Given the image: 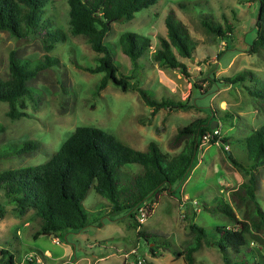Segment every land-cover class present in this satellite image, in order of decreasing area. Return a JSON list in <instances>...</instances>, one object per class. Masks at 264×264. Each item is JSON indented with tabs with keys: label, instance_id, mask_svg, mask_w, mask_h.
I'll return each mask as SVG.
<instances>
[{
	"label": "rangeland",
	"instance_id": "1",
	"mask_svg": "<svg viewBox=\"0 0 264 264\" xmlns=\"http://www.w3.org/2000/svg\"><path fill=\"white\" fill-rule=\"evenodd\" d=\"M45 9L53 26L65 34V39L51 50L42 46L40 38L16 39L0 30V75L3 78L8 77L12 50L19 57L56 59L54 65L40 71L29 82L33 99H24L22 110L26 116L9 118L6 115L8 103L0 101V123L4 127L0 131V149L26 140L39 143L36 149L21 154H6L1 149L0 172L46 161L70 133L82 125L102 128L140 151H145L148 144L155 141L161 151L173 154L176 151L169 149L168 139L179 127L209 114L210 107L221 114L232 115L228 121L214 120L215 127L219 125V136H230L232 141L227 144L221 140L215 144L204 142L196 152L183 185L177 187L173 195L164 191L148 217L139 212V229L154 234V241L148 243L138 235V229L128 226L130 219L124 215L125 211L111 212V202L93 187L82 201L92 225L78 233L35 238L39 218L33 216L32 210L21 216L15 214L13 205L0 190V205L5 210L0 219V248L13 254L14 264H185L183 257L174 252L193 241L189 225L195 223L207 230V236L194 253V264H222V253L210 243L218 240L216 226H234L220 211L222 201L231 203L227 190L248 179V175L227 160L224 149L230 150L238 161H247L243 138L252 129L264 125V97L249 93L264 91V52H248L256 38L259 0H158L136 12L131 20L112 22L105 40L114 45L120 74L132 77L130 82L134 86L152 90L158 100H188L197 106L176 111L160 109L155 114L135 89L123 91L108 82L94 95L93 90L103 73H91L87 68L97 65L101 54L91 49L85 36L70 32L66 0H48ZM170 9L196 43L190 59L177 55L186 63L192 75L190 79L153 60L152 52L160 46V38L167 37L164 18ZM204 16L223 28L230 26L232 32L222 38L215 36L203 27ZM123 32H136L151 40L149 50L136 64L121 50L119 37ZM235 75L243 79L230 85L213 83L208 92L202 94L208 81ZM194 83L203 88H195ZM230 121L233 127L228 126ZM140 167L127 164L122 169L139 170ZM254 173L259 180L256 198L264 211V166ZM232 204L241 218V212ZM100 222L103 223L98 225ZM258 236L263 241L248 235L238 254L230 252L232 260L264 264V233Z\"/></svg>",
	"mask_w": 264,
	"mask_h": 264
},
{
	"label": "trees",
	"instance_id": "2",
	"mask_svg": "<svg viewBox=\"0 0 264 264\" xmlns=\"http://www.w3.org/2000/svg\"><path fill=\"white\" fill-rule=\"evenodd\" d=\"M47 1L0 0V30L7 31L16 39L40 38L42 46L51 50L56 43L65 39V34L62 29L55 28L52 19L45 15ZM157 1L66 0L70 32L85 36L91 49L101 54L97 57L98 64L87 68L91 73H103L93 94L97 95L108 82H112L123 91L135 89L144 103L152 108V114L160 109L176 111L197 107L188 100H158L152 90L134 86L130 82L132 77L119 73L120 65L114 58V45L105 40L112 22L131 20L136 12ZM180 5L184 7L183 3ZM164 23L167 37L160 38V46L152 52L153 60L161 67L176 70L190 79L192 75L186 63L178 56L190 59L196 43L172 9L167 12ZM201 23L217 37L222 38L232 32L230 26L223 28L220 23L208 19V16L202 17ZM255 27L256 38L249 45L248 52L260 54L264 52V0H259ZM119 44L122 52L136 64L149 50L151 40L136 32H123L119 37ZM55 60L49 56L42 60L19 57L15 50L10 51L8 77L0 75V101L8 103L6 115L9 118L17 119L27 115L22 109L25 107V98L33 99V88L29 82L40 71L54 65ZM242 79L241 75L213 79L208 81L209 85L202 94H206L213 83L230 85ZM194 87L203 88L198 83H194ZM249 93L264 97V91ZM229 117H232L230 113L221 114L210 107L206 116L179 127L168 139L169 149L176 151L173 154L161 151L155 141H151L145 151H140L102 128L77 126L46 161L0 172V190H3L5 198L13 205L15 214L21 216L32 210L33 216L39 218V229L34 234L36 238L39 235L57 237L64 233H78L92 225L93 221L89 219L82 201L89 188L93 187L96 193L111 202V212L125 211L124 215L130 219L128 226L138 229V235L149 243L150 240L154 241L155 235L139 229V212L142 211L144 217H148L164 191L173 195L176 188L181 186L192 169L204 134H212L210 144L220 140L225 144L232 141L230 136L213 134L219 125L211 128L214 120L228 121ZM228 126L233 127V123L230 121ZM3 129L0 123V131ZM243 141L247 152L245 162L235 159L230 150L224 149L222 143L219 144L224 149L227 160L238 171L248 175L247 181L228 189L231 203L223 200L220 208L235 227L216 226L218 240L210 241L222 253V264H251L246 260H232L230 252L238 254L246 244L248 235L263 241L258 234L264 233V211L256 198L259 180L254 171L264 166V125L252 129ZM38 144L37 141L26 140L19 144H6L1 149L6 154H21L36 149ZM127 164H139L141 167L139 170L122 169ZM232 203L241 212V218L236 215ZM4 213L5 210L0 205V219ZM189 227L193 233V241L174 254L183 257L185 264H194V253L201 247L207 230L195 223H191ZM150 251L155 253L153 247H150ZM0 264H14V256L8 249L0 248Z\"/></svg>",
	"mask_w": 264,
	"mask_h": 264
},
{
	"label": "built area",
	"instance_id": "3",
	"mask_svg": "<svg viewBox=\"0 0 264 264\" xmlns=\"http://www.w3.org/2000/svg\"><path fill=\"white\" fill-rule=\"evenodd\" d=\"M213 134H219L218 129H214ZM212 137L211 133H206L202 137V142L200 144V147L203 145L204 142L209 141V139ZM140 262V261H139Z\"/></svg>",
	"mask_w": 264,
	"mask_h": 264
},
{
	"label": "water",
	"instance_id": "4",
	"mask_svg": "<svg viewBox=\"0 0 264 264\" xmlns=\"http://www.w3.org/2000/svg\"><path fill=\"white\" fill-rule=\"evenodd\" d=\"M215 123H216V121H213V122L211 123V128H213V129L215 128V125H214ZM222 143H223V141H222Z\"/></svg>",
	"mask_w": 264,
	"mask_h": 264
},
{
	"label": "crops",
	"instance_id": "5",
	"mask_svg": "<svg viewBox=\"0 0 264 264\" xmlns=\"http://www.w3.org/2000/svg\"><path fill=\"white\" fill-rule=\"evenodd\" d=\"M190 172H191V170H190ZM190 172H189V174H190ZM189 174H188V176L186 177V179L189 177ZM186 179L184 180V182L186 181ZM183 182V183H184ZM183 183L181 184V186L183 185ZM226 185H228V184H226ZM227 192H228V190H227ZM185 197H187V196H185Z\"/></svg>",
	"mask_w": 264,
	"mask_h": 264
}]
</instances>
